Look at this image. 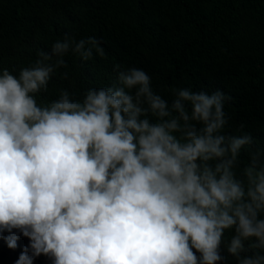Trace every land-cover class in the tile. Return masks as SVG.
<instances>
[{
	"label": "clouds",
	"instance_id": "9594fccd",
	"mask_svg": "<svg viewBox=\"0 0 264 264\" xmlns=\"http://www.w3.org/2000/svg\"><path fill=\"white\" fill-rule=\"evenodd\" d=\"M69 53L105 48L66 33L18 76L0 71V239L29 241L16 264H222L225 251L264 264V150L224 131L231 97L169 101L143 69L114 65L110 86L38 103Z\"/></svg>",
	"mask_w": 264,
	"mask_h": 264
},
{
	"label": "trees",
	"instance_id": "16d2710c",
	"mask_svg": "<svg viewBox=\"0 0 264 264\" xmlns=\"http://www.w3.org/2000/svg\"><path fill=\"white\" fill-rule=\"evenodd\" d=\"M66 33L95 36L105 56L81 62L69 53L38 103L58 99L60 90L81 98L110 86L114 65L137 67L169 101L179 88L223 91L231 97L224 131L251 134L253 150H264V0H0V71L18 76ZM240 161L248 163L243 151ZM28 243L21 236L12 250L0 239V264H16ZM223 255L222 264H235ZM33 264L50 261L42 255Z\"/></svg>",
	"mask_w": 264,
	"mask_h": 264
}]
</instances>
